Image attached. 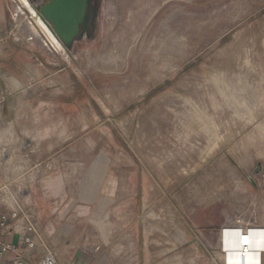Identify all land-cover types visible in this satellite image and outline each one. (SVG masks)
Instances as JSON below:
<instances>
[{"label":"rangeland","instance_id":"obj_1","mask_svg":"<svg viewBox=\"0 0 264 264\" xmlns=\"http://www.w3.org/2000/svg\"><path fill=\"white\" fill-rule=\"evenodd\" d=\"M8 5L0 137L31 117L71 142L66 158H19L23 176L117 172L121 204L105 226L115 237L91 222L78 237L90 264L106 251L111 264H225L239 243L231 233L261 247L264 0H91L69 50L50 44L22 0ZM21 192L1 188L0 208Z\"/></svg>","mask_w":264,"mask_h":264},{"label":"crops","instance_id":"obj_2","mask_svg":"<svg viewBox=\"0 0 264 264\" xmlns=\"http://www.w3.org/2000/svg\"><path fill=\"white\" fill-rule=\"evenodd\" d=\"M0 8L1 13L8 14V0H1ZM21 121L24 124L22 133L0 137V189L11 188L22 192L2 201L4 208H0V212L24 209L33 213L39 223L44 246L56 254L59 264L89 263L91 256L84 252L83 243L78 237L87 233L90 222L102 229L104 227L102 237H115L111 229L105 232V226H108L107 221H114L113 212L121 204L120 187L118 189L116 184L117 172L113 166L107 169L70 166L64 170L47 171L37 178L33 176L35 172L32 169L26 178L19 168V158L30 156L56 160L52 155L56 151H60V159L63 156L66 158L65 151L71 142L60 131L57 134L43 133V129L38 126V119L29 117ZM34 126H37L35 130L28 129ZM24 145L30 149L26 154L21 152ZM89 189L88 193L77 194L80 190ZM102 222H105L104 225ZM2 238L18 243L20 235L15 231H5ZM39 251L38 246L31 249L27 253L26 264H37L41 257ZM104 254L101 260L98 259V264H111L107 262L111 251ZM11 259L12 255H8L3 258V262L11 264Z\"/></svg>","mask_w":264,"mask_h":264},{"label":"built area","instance_id":"obj_3","mask_svg":"<svg viewBox=\"0 0 264 264\" xmlns=\"http://www.w3.org/2000/svg\"><path fill=\"white\" fill-rule=\"evenodd\" d=\"M22 2L25 5L24 0ZM18 221L21 223L18 224ZM5 231L18 232L20 235L19 242L14 243L4 240L2 234ZM259 232L262 236L256 235L257 243L262 247L264 245V228H260ZM41 236L39 223L33 213L24 209H11L0 212V264H5L3 258L8 255H12L11 264H26L27 253L37 246L41 253L37 264H59L56 254L44 246ZM260 251L263 254L264 248ZM82 264L89 263L83 262ZM259 264H262V256Z\"/></svg>","mask_w":264,"mask_h":264},{"label":"water","instance_id":"obj_4","mask_svg":"<svg viewBox=\"0 0 264 264\" xmlns=\"http://www.w3.org/2000/svg\"><path fill=\"white\" fill-rule=\"evenodd\" d=\"M90 1L48 0L43 5H34L30 0H24L30 16L35 12L65 50H69L70 46L83 34Z\"/></svg>","mask_w":264,"mask_h":264},{"label":"bare ground","instance_id":"obj_5","mask_svg":"<svg viewBox=\"0 0 264 264\" xmlns=\"http://www.w3.org/2000/svg\"><path fill=\"white\" fill-rule=\"evenodd\" d=\"M31 21L35 26V28L38 29V31H41L45 34L47 40L50 42L52 46L55 47V45H58L63 49L61 43L54 37V35L50 32L47 26L40 20V18L36 16L35 12H33V14L30 16V22ZM35 28H33L32 26L33 31L38 35V33L36 32L37 30H34ZM228 237L235 240L239 238V243L238 245H236L237 247H235V249L229 251L228 256L226 257L227 259L225 261L226 264L227 263L228 264H259L260 263L262 256V253L260 251L261 250L260 246H257L255 248H252V246L248 247L247 244L243 246L242 235L236 236V234L231 233V235H229Z\"/></svg>","mask_w":264,"mask_h":264},{"label":"flooded vegetation","instance_id":"obj_6","mask_svg":"<svg viewBox=\"0 0 264 264\" xmlns=\"http://www.w3.org/2000/svg\"><path fill=\"white\" fill-rule=\"evenodd\" d=\"M30 2H32L34 5H37V4L43 5L46 2H48V0H30Z\"/></svg>","mask_w":264,"mask_h":264}]
</instances>
